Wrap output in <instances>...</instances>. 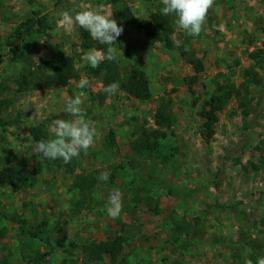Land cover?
Returning <instances> with one entry per match:
<instances>
[{
    "label": "rangeland",
    "instance_id": "374dc122",
    "mask_svg": "<svg viewBox=\"0 0 264 264\" xmlns=\"http://www.w3.org/2000/svg\"><path fill=\"white\" fill-rule=\"evenodd\" d=\"M72 1L0 0V261L111 264L101 251L121 239L117 264H255L264 257L263 72L256 71L263 85L250 88L249 115L229 100L209 144L200 137L199 113L219 86L238 87L243 71L253 66L249 54L264 42V0H214L196 37L174 21L172 51L122 26L115 62L123 77L144 72L151 98L139 102L118 92L102 104L103 84L86 73V30L58 21L63 11L99 5L111 16V0ZM120 1L138 20L162 3ZM36 12L46 17L48 30L25 39L24 60L13 61L24 35L20 24ZM45 43L74 60L78 79L65 88L42 86L38 67L49 57ZM98 47L105 48L97 41L91 48ZM190 57L203 65L192 86ZM84 77L89 86L80 89ZM76 95L98 135L87 152L72 159L75 169L68 172L38 159L26 143L30 127H41L50 138L52 120L73 119L63 108ZM142 133L164 135L155 153L142 151ZM103 172L110 173L107 181L99 179ZM78 176L97 180L90 194L73 189ZM117 189L122 211L111 218L106 205ZM21 228L40 235L23 237Z\"/></svg>",
    "mask_w": 264,
    "mask_h": 264
},
{
    "label": "trees",
    "instance_id": "16d2710c",
    "mask_svg": "<svg viewBox=\"0 0 264 264\" xmlns=\"http://www.w3.org/2000/svg\"><path fill=\"white\" fill-rule=\"evenodd\" d=\"M111 6L113 10L111 16L117 21L118 26H127L132 30L142 33L151 45L160 44L169 51L175 49V42L172 37V26L175 21V17L171 15L164 16L160 13V8L163 6V3H160L156 7V11L143 20H138L133 15L127 4L121 2L120 0H111ZM36 26L38 27L36 28ZM46 30H48L47 19L40 12L33 13L31 19H28L20 24L18 32L20 35L24 34L22 36L24 39L18 38L17 43L15 44V51L13 53V61L18 58L21 61L24 60L21 48L25 39H32L34 36L38 38V36H42ZM81 36V48L83 50H88L95 44V41L90 37L87 31H81ZM44 46L49 48V57L38 67V70L43 72L41 75L44 80V84L42 85L43 88H65L70 84V82L77 80L78 71L74 60L58 53L56 49L51 50L48 43H45ZM35 52H39V47L35 49ZM248 58L253 63V66L243 71L242 83L238 87H235L234 85L219 86L216 93L213 94L205 103L206 109L199 113V118L203 122L200 137L205 144H209L214 138L216 124L218 122L217 115L224 109L229 100H235L237 103V109L244 117L249 115V110L253 102L250 88H258L263 85V79L256 71L259 70L264 74V43L261 49L250 53ZM187 62L188 65L192 67L195 74V77H192L189 81L192 86L197 81L196 76L203 72V65L199 59L194 57L188 58ZM86 73L90 78L101 81L103 89L110 83L118 81L120 85L119 92L124 93L129 98L139 102H146L151 98L148 78L145 73L140 70H132L129 75L123 77L115 61H104L97 68L89 66L86 69ZM22 84L24 90L27 89L28 83L24 81ZM36 88L40 89L41 86H37ZM103 89L98 95V101L100 104L112 97L106 94ZM28 133L30 139L34 141L48 139L47 133L41 127H30ZM140 138L143 141L141 146L142 151L153 154L158 149V140L160 138H164V135L159 136L156 133H142ZM151 139H153L152 142ZM136 152H138V150ZM46 161L49 166L56 168L57 170L73 172L75 169V162L72 160L68 163H65L62 159ZM76 178L77 181L74 184L73 189L81 194H90L97 183V180L89 179L84 176H78ZM21 231V235L23 237L37 239L40 235V231L38 229H36L35 232H29L21 228ZM122 248L123 241L121 239H116L110 244L104 245L101 254H108L110 256V263L117 264ZM0 264H8V260L6 258L2 259ZM120 264H126L125 260H121Z\"/></svg>",
    "mask_w": 264,
    "mask_h": 264
},
{
    "label": "clouds",
    "instance_id": "9594fccd",
    "mask_svg": "<svg viewBox=\"0 0 264 264\" xmlns=\"http://www.w3.org/2000/svg\"><path fill=\"white\" fill-rule=\"evenodd\" d=\"M214 0H162L163 6L160 13L164 16H174L177 26L186 35L199 36L204 25L208 10ZM59 24L66 28L74 25L86 30L90 37L105 48H91L84 53L83 59L92 68H97L104 61H115L118 58L119 49L115 45L118 37L123 33V27L118 26L117 21L103 11V5L86 8L80 11H63L60 14ZM89 86L87 77L79 80L77 87L85 89ZM104 92L109 96L116 95L120 90L118 81H114L104 87ZM63 111L73 119H54L48 125L50 138L34 141L27 136L26 145L33 150L38 159L56 160L62 159L65 163L78 157L82 152L94 145L97 132L93 122L86 119L83 108V100L80 95L69 98ZM110 173H101L99 179L107 181ZM122 211L121 193L117 189L108 197L106 212L111 218H116ZM246 264H252L251 260ZM255 264H264V257H258Z\"/></svg>",
    "mask_w": 264,
    "mask_h": 264
},
{
    "label": "crops",
    "instance_id": "0c3cea01",
    "mask_svg": "<svg viewBox=\"0 0 264 264\" xmlns=\"http://www.w3.org/2000/svg\"><path fill=\"white\" fill-rule=\"evenodd\" d=\"M70 1H72V0H70ZM73 2V1H72ZM74 4V3H73ZM106 7H108V6H106ZM75 8H76V5H75ZM106 10H109V7L106 9ZM108 12L109 11H107V14H108ZM61 25H59V27H60ZM264 43V42H263ZM263 45V44H262Z\"/></svg>",
    "mask_w": 264,
    "mask_h": 264
}]
</instances>
